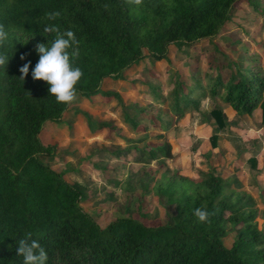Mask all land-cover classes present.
<instances>
[{
    "label": "trees",
    "instance_id": "trees-1",
    "mask_svg": "<svg viewBox=\"0 0 264 264\" xmlns=\"http://www.w3.org/2000/svg\"><path fill=\"white\" fill-rule=\"evenodd\" d=\"M242 1L143 0L137 6L128 0H0V25L9 34L0 49L8 60L0 67V264H23L18 242L28 233L47 252L46 264H264V230L256 199L215 168L199 178L162 174L155 191L174 209L166 222L149 224L121 216L101 225L81 205L83 188L42 160L54 156L57 145H46L41 131L48 122L62 120L72 104L57 103L49 85L32 77L40 59L37 45L55 38L44 35L43 28L54 23L62 32L73 31L79 41L74 66L83 76L77 93L92 101L99 96L121 101L119 92L103 88L107 79L125 80L149 56L170 62V45L183 50L214 38L229 27L233 10ZM57 11L60 17L47 19L48 13ZM215 58L211 55L209 64L217 74L194 76L191 83L178 73L172 75L174 115L199 110L201 100L210 95L242 116L261 107L264 118L261 66L247 74L239 72L238 77L223 75ZM29 62L28 76L21 80L19 69ZM149 90L160 96L155 85L149 84ZM83 114L94 133L117 130L112 119L98 121ZM212 114L223 126L225 113L216 107ZM124 121L141 134L152 126L163 139L148 150L144 147L143 161L174 157L168 138L173 119L140 107L134 114L126 111ZM198 208L213 213L208 222L197 220ZM229 227L236 229L231 246L224 242Z\"/></svg>",
    "mask_w": 264,
    "mask_h": 264
},
{
    "label": "rangeland",
    "instance_id": "rangeland-1",
    "mask_svg": "<svg viewBox=\"0 0 264 264\" xmlns=\"http://www.w3.org/2000/svg\"><path fill=\"white\" fill-rule=\"evenodd\" d=\"M232 15L229 27L212 39L183 50L170 45V62L149 56L129 71L125 80L107 79L103 88L119 92L121 101H106L102 96L92 101L77 93L63 119L48 122L41 131L46 145H57L56 154L42 157L43 162L65 171L69 182L83 188L81 205L101 225L121 216L149 224L166 222L167 213L174 209L155 191L162 174L199 178L215 168L230 178L234 187L254 196L260 210L259 226L264 230L263 111L237 115L229 105L210 95L201 100L199 110L185 116H175L172 110V75L178 73L191 83L194 76L217 74L218 69L209 64L211 55L223 66V75L238 77L239 72L247 74L252 67L256 70L260 66L264 71V0H243ZM149 84L155 85L160 96L150 92ZM140 107L173 119L174 126L168 134L173 158L142 160L144 147L148 150L163 139L158 138L159 131L152 126L141 134L126 124L124 113H137ZM216 107L226 115L223 126L212 114ZM78 110L98 121L114 120L117 130L94 133ZM235 238L236 229L229 227L225 244L231 246Z\"/></svg>",
    "mask_w": 264,
    "mask_h": 264
},
{
    "label": "clouds",
    "instance_id": "clouds-1",
    "mask_svg": "<svg viewBox=\"0 0 264 264\" xmlns=\"http://www.w3.org/2000/svg\"><path fill=\"white\" fill-rule=\"evenodd\" d=\"M137 6L143 0H128ZM59 11L47 14V19L55 21L60 17ZM43 34H54V40L48 45L43 43L37 45L36 51L40 55L35 68L32 71L34 80H43L49 85V93L56 98L57 103L71 105L77 99L76 86L83 76L80 67L74 66L79 58V41L73 31H61L59 26L50 23L43 28ZM9 39V34L3 25H0V49H3ZM25 59V57H21ZM8 63L7 56L0 52V67ZM31 63L23 65L19 71L23 74L19 77L24 80L29 73ZM210 213L206 208H198L194 215L200 223L209 221ZM31 233L26 234L25 239H21L17 252L23 257V264H46L48 255L45 249L36 240L31 239Z\"/></svg>",
    "mask_w": 264,
    "mask_h": 264
},
{
    "label": "crops",
    "instance_id": "crops-1",
    "mask_svg": "<svg viewBox=\"0 0 264 264\" xmlns=\"http://www.w3.org/2000/svg\"><path fill=\"white\" fill-rule=\"evenodd\" d=\"M230 107H231V106H230ZM231 108H232V107H231ZM257 109H260V110H262V108H261V107H258ZM257 109H256V110H257ZM233 110H234V109H233ZM256 110H255V111H256ZM255 111H254V112H255ZM234 112L236 113V111H235V110H234ZM254 112H253V113H254ZM236 114H237V113H236ZM237 115H238V114H237ZM241 116H242V115H241ZM246 116H247V115H246Z\"/></svg>",
    "mask_w": 264,
    "mask_h": 264
}]
</instances>
